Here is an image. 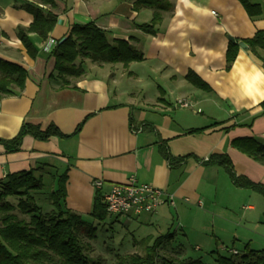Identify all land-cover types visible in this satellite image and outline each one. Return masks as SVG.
<instances>
[{
	"label": "crops",
	"instance_id": "obj_1",
	"mask_svg": "<svg viewBox=\"0 0 264 264\" xmlns=\"http://www.w3.org/2000/svg\"><path fill=\"white\" fill-rule=\"evenodd\" d=\"M163 1L169 10L162 11L156 33L150 35L136 25L150 23L153 10L137 6L136 0H54V8L39 0H0V59L27 71L21 93L0 100V141L13 139L25 123L41 130L53 125L62 135L46 140L27 135L14 152L0 143V183L8 175L32 171L49 192L66 175L65 206L85 218L97 194L103 202L112 185L134 177L175 198L174 207L127 217L151 231L132 235L134 244L172 233L162 252L201 260L184 257L181 243L173 248L176 237L189 238L195 226L190 220L200 215L208 226H195L192 249L205 251L210 264L219 251L231 256L246 248L264 252V195L234 186L223 166L204 163L212 155H226L235 175L264 189V165L231 145L240 138L264 144V50L238 45L229 70L225 59L229 38L238 44L264 32V0H249L262 10L254 18L238 0ZM24 3L56 16L45 41L28 35L38 52L35 58L16 33L33 21ZM90 22L107 31L110 41L133 44L144 59L127 67L82 60L85 74L73 81L75 88H58L50 78L54 59L43 47L49 40L65 39L74 25ZM189 72L210 90L190 84ZM178 100L191 107L174 106ZM195 130L201 131L191 132ZM162 148L182 160L170 165ZM94 180L102 181L101 189L92 187Z\"/></svg>",
	"mask_w": 264,
	"mask_h": 264
},
{
	"label": "trees",
	"instance_id": "obj_2",
	"mask_svg": "<svg viewBox=\"0 0 264 264\" xmlns=\"http://www.w3.org/2000/svg\"><path fill=\"white\" fill-rule=\"evenodd\" d=\"M41 5L55 7L54 0H39ZM250 18L261 15L259 5L251 4L249 0H238ZM137 6L153 10L150 23L136 25L146 34L156 33L155 27L161 22L162 11L169 10V5L163 0H136ZM22 8L33 16L28 28L18 27L17 37L22 42L28 55L35 58L37 50L30 42L28 35L36 34L42 40L48 38L52 31L56 16L44 11L38 5L24 3ZM251 52L260 48L264 50V32L258 31L251 39L242 40ZM238 44L229 42L226 51V70H229L237 57ZM50 56L54 59L53 73L50 78L58 88L72 87L73 81L85 74L82 60L93 64H121L127 67L130 63L141 62L144 57L135 46L125 40H109V33L99 28L95 23L74 25L69 35L56 43ZM80 61V62H79ZM79 62V63H77ZM27 79V71L21 66L0 59V100L8 96H18L23 90ZM186 80L197 89L209 91L193 72H189ZM261 114H264V101L260 103ZM81 128L79 125L76 132ZM201 130L191 131L199 132ZM30 135L39 140L62 135L55 126L46 130L38 126L23 124L18 134L9 141H0L7 151H17L22 139ZM239 152L264 165V144L253 138H240L231 143ZM162 154L170 165L182 159H174L165 148ZM223 166L228 172L231 182L239 188H247L264 195V189L244 177L235 175L232 165L226 155H212L204 162ZM66 175L58 180V187L45 191L41 177L32 171H22L8 175L0 183V264H94L87 255L84 240L96 239V228L81 215L67 209ZM47 199L51 210L41 213L37 200ZM10 199H16L13 204ZM90 216L97 221L107 218L106 207L102 197L97 194ZM172 233H167L155 239L141 241L142 253L117 255L113 264H207L201 260H180L177 258H160L164 243L170 242ZM214 264H264V252L248 248L241 255L222 256L215 254Z\"/></svg>",
	"mask_w": 264,
	"mask_h": 264
},
{
	"label": "rangeland",
	"instance_id": "obj_3",
	"mask_svg": "<svg viewBox=\"0 0 264 264\" xmlns=\"http://www.w3.org/2000/svg\"><path fill=\"white\" fill-rule=\"evenodd\" d=\"M10 201L13 204L17 203L16 199H10ZM37 202L42 214H45L51 210V205L49 204V201L47 199H38ZM129 216L133 215L120 216L119 218L107 216V218L103 221L94 220L91 216L84 218L86 221L90 222L97 230L96 239L94 241H88L86 239L84 240L87 248V255L94 262V264H113L117 255L142 253V246L134 244L129 239L132 235L138 237L139 235L144 234L145 236L151 231H148V229L139 228L136 223L133 224V221L128 220L130 218L127 219V217ZM199 216L200 215H197V218L194 217L195 219L193 218L192 220H190V223L192 225L198 226L199 228L205 225L208 226L207 222H205L204 225L203 218ZM195 226L194 228H192V230L190 229V236L184 241L182 236L176 237L173 241V248L177 247L178 243H181V250L182 252L184 251V257H189L191 259L200 258L203 262L210 264L213 261L212 259L208 258L209 255H207V253H203L205 251L195 252L194 249H192V246L195 245L193 243V240L198 237V233L197 231H195ZM176 228L177 227L175 226L171 231L175 230ZM208 231L210 230L208 229ZM153 233L155 234V232H152V234ZM219 254L222 256L231 255L226 251H219ZM159 255L160 258H177L175 254L165 253L162 251Z\"/></svg>",
	"mask_w": 264,
	"mask_h": 264
},
{
	"label": "built area",
	"instance_id": "obj_4",
	"mask_svg": "<svg viewBox=\"0 0 264 264\" xmlns=\"http://www.w3.org/2000/svg\"><path fill=\"white\" fill-rule=\"evenodd\" d=\"M55 45L56 42L49 40L43 50L50 53ZM174 106L191 107L190 103L184 100H178ZM102 185L100 180L92 182V187L95 189H101ZM184 202H188V199H184ZM103 204L110 217L139 216L141 214H154L165 205L174 207L175 198L160 188L151 184L138 183L134 177H130L128 182L124 184L112 185L103 196ZM198 205L201 203L198 202ZM232 254L236 255L237 252L233 251Z\"/></svg>",
	"mask_w": 264,
	"mask_h": 264
},
{
	"label": "water",
	"instance_id": "obj_5",
	"mask_svg": "<svg viewBox=\"0 0 264 264\" xmlns=\"http://www.w3.org/2000/svg\"><path fill=\"white\" fill-rule=\"evenodd\" d=\"M229 40H230V42H234V40L231 39V38H229ZM238 45H239L241 48H243V49H247V46H246L244 43H242V42H239Z\"/></svg>",
	"mask_w": 264,
	"mask_h": 264
}]
</instances>
